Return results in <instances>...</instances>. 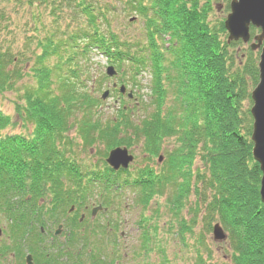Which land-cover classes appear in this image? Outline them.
<instances>
[{
    "label": "trees",
    "instance_id": "1",
    "mask_svg": "<svg viewBox=\"0 0 264 264\" xmlns=\"http://www.w3.org/2000/svg\"><path fill=\"white\" fill-rule=\"evenodd\" d=\"M110 1L125 2L144 19L146 45L132 44L110 26L108 14L115 9ZM34 8H44L53 25L48 28L32 13L34 30L42 24L46 34L37 38L31 62L25 47L15 48L10 32L14 14ZM212 10L210 0H0V93H17V85L27 76L32 80L15 101L26 134L6 131L16 120L0 114V217L5 221L0 264H23L27 253L35 264H84L88 260L108 264L101 251L85 259L82 254L95 229L88 231L77 216L95 195L96 181L101 182L97 192L106 200L112 188L130 187L137 205L143 207L171 186L174 192L169 202L178 209L193 186L200 198V183L211 191L202 209L206 231H212L216 219L227 234L232 254L225 264H264V241L252 236L255 227L245 220L252 215L264 234L261 171L251 153L252 117L249 109L241 108V101L249 98L248 85L255 86L259 79V52L248 45L242 57L228 51L243 43L226 42L224 21L212 25L208 20ZM256 32L252 27L251 34ZM163 50H168L169 57ZM90 52L104 55L108 63L128 61L133 81L136 74L149 71L153 111L140 115L138 106L123 101L115 115L105 116L101 99L93 94L100 85L91 87L94 83L88 81L89 72L82 66L81 59H87ZM167 84L174 87L176 105L164 112ZM112 91L124 97L117 88ZM171 137L176 138L178 153L174 158V152L164 147L165 162L158 176L141 169L133 174L114 172L105 160L100 166L83 165L75 153L96 149L101 143L105 159L115 147L130 149L142 141L143 154L153 156L161 153L163 140ZM199 154L208 178L191 168ZM73 204L79 209L71 218L68 211ZM58 221H64L68 235L62 242L45 244L40 226L51 227ZM194 224L195 220L190 226L184 223V230L191 231ZM139 225L144 230L145 252L151 231L148 221ZM137 254L133 252V264ZM200 259L195 264H205Z\"/></svg>",
    "mask_w": 264,
    "mask_h": 264
},
{
    "label": "rangeland",
    "instance_id": "2",
    "mask_svg": "<svg viewBox=\"0 0 264 264\" xmlns=\"http://www.w3.org/2000/svg\"><path fill=\"white\" fill-rule=\"evenodd\" d=\"M110 2L113 4V7H115V9L108 14L110 26L116 32H118L122 38L127 39L132 44H135L138 41L143 46L146 45L147 35L145 31L146 28L144 19L137 12L131 11L130 7L127 6L125 2ZM210 2L213 10L210 12L208 20L212 23V25H216L220 21H224L227 13L229 12V9L226 10L225 8V6L229 4V0H210ZM33 12L38 14L39 19L42 20L48 28L53 25V23H51V17L46 13L44 8H34L32 12L31 9H20L18 15L14 14L15 21L12 25V32H10V38H12L14 41L15 48L23 49L25 47L26 54L30 56L31 62L33 61V55L31 54V51L34 48L37 38L39 39L46 34V32L42 30L43 28L41 29L42 24H37V27L39 28L37 31L34 30V17L32 16ZM24 23H26L25 26ZM225 38L226 37L222 39L225 40ZM159 40L160 39H158L159 45H163ZM246 47L247 45L240 44L229 47L228 51L231 53L237 51L239 53V57H242L241 55L243 54V51H245L244 49ZM167 51L168 50H163L164 54L169 57ZM81 60H83L82 63L84 64L82 66L89 72V76L87 78L88 81H91L92 84L94 83L93 85L89 83V85H92L91 87H95V89L100 85V89L93 92V94H95L94 96L100 98L104 91H110L109 96H107L105 100H101V109L105 116L111 117L115 115V111L117 110L119 104L123 101L129 102L130 106H138L136 110L140 115L147 116L153 111V105L150 104L151 78L149 71L143 70L139 74H136L134 76L135 80L133 81L131 78L133 74L131 71V66L126 60L121 64L108 63L104 55L98 54L97 52H90L87 59ZM109 64L114 65V70H117L116 76L114 77H106L105 75L106 67L109 66ZM164 64L168 65L169 62L165 60ZM116 65H119L118 68ZM26 68H28V66ZM119 80H124V84H127L126 93L131 90L133 92L134 99L127 101L128 99L125 97V95L123 98H120L119 95L111 91V84H113V82L119 83ZM84 81H86V79H84ZM30 82H32V80L29 76H27L24 81L17 85V88L19 89V92L17 93L22 92V87L24 85H28ZM134 83H137V85ZM253 88L254 86L251 84L248 85L247 90L249 98H245L241 101V108L244 111L250 109L252 105L250 94ZM166 89V98L162 104V110L164 112L168 109L170 110L171 108H174L176 105L173 85L168 86L167 84ZM17 93H0V114H6L10 116V118L12 117L13 120H16L15 125L7 127L6 131L9 133L26 134L27 131H24L20 126L21 122L15 110ZM141 142H137L136 145L129 149L131 154L134 156V161L128 167V171L131 174L137 172L138 170L140 171L141 169L147 171L151 170L150 172L153 171L154 174L158 176L157 174H160L161 167L165 162L164 160L166 150L164 147L168 149L169 152H174V158L178 153L176 150L177 141L175 137L163 140L161 153H159L163 159L161 161L158 160V154L153 156L143 154V149L140 144ZM103 151V144L98 143L96 149H86V151L77 149L75 153H77V158H79L83 165L95 164L96 166H100V161L105 160L102 157V155L105 154V151ZM191 168L193 169L194 174L197 172V170H200L202 173L205 172L200 154L196 156ZM205 176L208 178L207 170L205 172ZM192 183L195 185L193 181ZM198 186L201 187L200 198H197L195 186H193L188 197L183 199V207L181 209L175 208L169 202V200H171L170 197L174 192V188L171 186L165 188L162 191V195L152 198L149 201L147 207L137 205L135 201V195L132 192H129V187H126V190L124 189L122 191V208L120 209V218L117 220L120 222L117 232H123V234L125 233L124 237L126 235V238L125 240L120 239L118 251H111L110 248H107L104 251L107 252L108 256H111L112 259L115 257L116 264H130L132 252L134 251L138 253L136 255L135 264H195L199 257L201 258V261L203 260L205 262V264H225L229 262L232 251L227 238L221 241L215 240L213 238L212 231H206V223L203 220L204 211L202 209L206 204L204 199L208 200L211 198V191L206 189L204 186L202 187L200 183H198ZM94 188V193L96 195L98 187L95 186ZM93 197L94 196H92V198ZM97 200L98 197L95 196L94 199L89 201L91 203H89V206L92 204H97L100 199L98 201ZM114 202H116V199ZM97 214L98 215H96L97 217H95V220L90 223L91 227L97 225L101 220L102 215L99 212ZM246 216V224L250 225L252 223V226L255 227L252 232V236L260 242L264 241L262 238L264 237V234L258 231L256 223L251 220L252 215L248 214ZM191 220H195L193 229L191 231L184 230V223L186 226H190ZM143 221H148V229L151 231L150 242L146 247L148 251H145L147 253H145L142 249L144 247L142 231L144 230L139 228V224ZM214 222H216V219L212 222V224ZM0 227L2 230L5 229V221L1 217ZM3 237L4 235L2 233L0 239ZM90 238L94 237L90 235ZM96 252V249L86 251V253L89 255ZM8 264L12 263L9 262Z\"/></svg>",
    "mask_w": 264,
    "mask_h": 264
},
{
    "label": "water",
    "instance_id": "3",
    "mask_svg": "<svg viewBox=\"0 0 264 264\" xmlns=\"http://www.w3.org/2000/svg\"><path fill=\"white\" fill-rule=\"evenodd\" d=\"M223 24L227 32V43L241 40L244 44H249L252 51L260 50L257 62L259 79L250 94L252 105L249 112L252 117L250 138L253 146L251 153L261 171L259 195L261 202L264 204V45H262L264 39V0H229V12ZM251 27L259 29V32L252 37V41H250ZM106 74L108 76L115 74L113 66L107 67ZM120 91L125 92L123 85L120 87ZM128 95L131 97V93ZM107 96L108 91H104L102 98L105 99ZM132 160L133 156L128 153L125 147L113 148L106 158L107 164L113 170L126 169ZM93 212H95V209ZM212 235L217 241L224 240L227 237L218 222L212 226ZM26 264H33L31 255H27Z\"/></svg>",
    "mask_w": 264,
    "mask_h": 264
},
{
    "label": "flooded vegetation",
    "instance_id": "4",
    "mask_svg": "<svg viewBox=\"0 0 264 264\" xmlns=\"http://www.w3.org/2000/svg\"><path fill=\"white\" fill-rule=\"evenodd\" d=\"M73 206L75 207V205H73ZM92 206H93V204L89 206L87 203H84L82 205V210H81L82 212H80V214H79V220L83 221V222H85L87 224L86 228L88 229V231H89L90 228H93V227L90 226V223H92L95 220V217H97L96 215H98L97 214L98 212H96L95 214L92 215V213H91V207ZM75 211H77V208H75ZM75 211L74 210L68 211L69 217L72 218L73 213ZM110 217H111V215L109 213H106L104 218H102V216H101V220H103V223L106 222V225H104V227H99L98 229H100V228L101 229H105V231L103 232L105 235H106L108 230L111 232L113 229H115L114 227L109 226ZM57 224L58 225H62L61 229L58 231V243H59V242H61V237L63 236L62 234H63V232L65 230V227H64L65 223H64V221H62V222L58 221L56 223V226H57ZM40 231L42 233L48 234L49 230L47 229V227L46 228L40 227ZM110 232H108V235L111 234ZM113 232H115V231H113ZM120 235L124 236L123 232H120ZM54 242H57V239H55L54 236L50 235L49 236V243H54Z\"/></svg>",
    "mask_w": 264,
    "mask_h": 264
}]
</instances>
